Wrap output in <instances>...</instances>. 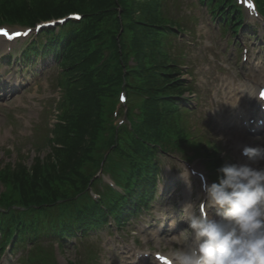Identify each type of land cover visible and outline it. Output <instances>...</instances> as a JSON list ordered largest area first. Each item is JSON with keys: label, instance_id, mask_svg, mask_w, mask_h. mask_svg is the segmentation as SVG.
<instances>
[{"label": "trees", "instance_id": "trees-1", "mask_svg": "<svg viewBox=\"0 0 264 264\" xmlns=\"http://www.w3.org/2000/svg\"><path fill=\"white\" fill-rule=\"evenodd\" d=\"M158 1L0 2V21L34 23L71 11L83 14L82 20L70 21V29L51 38L50 47H45L55 53L68 82L63 99L67 108L48 138L53 145L45 161L36 157L30 169L18 162L12 167L6 164L0 170V182L8 185L10 194L14 191L15 200L26 207L25 211L12 209L13 201L1 194L6 206L0 211V240L8 237L18 248L27 239L57 236L63 246L78 232L84 235L90 228L104 226L111 218L118 224L125 223L129 215L147 207L153 198L159 146L166 151V144L176 142L182 133L173 118L184 102L178 95L187 89L184 79L171 77L179 70L167 58L172 53L162 48L170 50L175 45L172 36L180 28L174 29L175 23L156 11ZM206 1L218 6L223 3V0ZM258 2L264 9V0ZM104 24L114 30L103 27ZM131 56L135 65L130 74L141 79L136 81L143 96L140 119L132 131L126 134L116 131L107 140L109 171L122 182L126 192L108 187L109 192L94 199L90 190L100 191L94 171L104 160L102 154L93 156L103 148L98 139L106 127L104 98L107 101L111 97L113 83L121 78L124 67L129 70ZM51 258L32 250L27 259L33 264H58ZM68 261L83 264L80 260Z\"/></svg>", "mask_w": 264, "mask_h": 264}, {"label": "rangeland", "instance_id": "rangeland-1", "mask_svg": "<svg viewBox=\"0 0 264 264\" xmlns=\"http://www.w3.org/2000/svg\"><path fill=\"white\" fill-rule=\"evenodd\" d=\"M156 11L183 28V32L177 34L178 45L170 50L162 47L166 53H172L170 58L167 55L166 57L174 61L177 71H181L174 73L171 77L183 78L182 82L186 83L188 88L183 93L185 103L180 105L178 113L173 118L175 127L182 130L178 142L189 146L197 153H202L206 159L207 155L209 158L215 157V154L210 153L208 149L215 146L218 156L222 155L224 164L241 162L239 149H234L233 129L229 126L230 121L227 119L230 108L233 107L230 103L235 101L228 91L229 86L244 87L243 84H248L245 76H258L264 73V51L259 45L255 49L250 43L252 40L254 43L260 40L246 34L248 44L251 45L252 59L249 64H247L248 60L243 62L244 65L247 64V68L243 71L244 65L240 64V56L238 57L233 50L234 43L226 46L223 42L224 40L227 42V39L231 42L232 38L227 34L223 36L219 32L215 33L217 27L212 24L210 14L202 2L159 0ZM8 26L18 27V25ZM103 27L108 26L104 24ZM257 29L264 35L263 25H258ZM56 30L57 33L60 31L59 28ZM158 35L160 37L159 33ZM42 37L46 39L47 35L40 38ZM23 44L24 42H21L11 47L16 48L13 60L11 57V64L5 60L0 62V71L5 73L8 83L20 84L22 90L20 93L17 90L16 95H10L0 101V170L6 164L12 167L18 162L24 163L30 169L36 157L45 161L44 158L53 145L48 138L52 137L55 124L67 108L63 99L68 82L58 65L59 61L57 62L56 57L51 54L44 59L39 57V61L35 64L32 62L22 64L24 62L22 52L25 48L22 47ZM1 46L6 48L3 42ZM2 50L0 48V58ZM146 61L149 63V58ZM181 63V67L178 66ZM130 64L132 65L133 62L130 61ZM136 81L141 82V79L135 77L132 83ZM137 86L134 85L132 88ZM240 95L242 94H239V99ZM127 97V103L132 104L134 110L129 105V110L123 111L129 126H118L120 134H126L125 131H129L130 124L136 118L133 112L140 114L139 104L143 100V96L138 93L129 92ZM104 99L106 103V98ZM118 106V99L113 97L108 104L112 119H115L117 115ZM121 108L123 109L124 106ZM104 116L108 118L106 112ZM105 130L109 132L107 140L111 139L114 130L108 120H106ZM174 131H172V137L176 136ZM257 133L246 136L248 140L255 141V146L264 143V129ZM243 135L246 134L243 133ZM107 140L101 142L98 139L103 149L93 154L95 158L106 153ZM168 151L158 154L162 172L158 178L156 195L151 200L147 211H140L138 215L130 217L122 227L113 224L106 225L97 232L89 230L85 237L67 241V246L58 248L54 238L30 241V250H23L21 263L33 264L31 260L27 262V256L31 250L47 259L52 256L50 260H55L58 264H69L68 260L81 259L82 255H90L97 250L99 258L96 264H159L154 257L155 251L169 253L181 245L187 246L194 243L184 223L185 217L181 206L186 201H192L197 205L198 201L205 199L199 178L191 174L193 168L205 172L202 167V158L196 157L187 163L183 161L184 155L179 151L173 149ZM212 167L219 168V165H209L207 168L211 170ZM181 173L186 178L189 176L190 187ZM217 175V172L211 170V177L214 180L217 179ZM105 179L110 181L108 176ZM171 181L173 183L176 181L180 187ZM165 184H168L167 188ZM1 194H5L8 201L17 202L16 193L13 191L10 194L9 186L2 182H0V196ZM35 243H38L37 246ZM144 254L149 256L146 257ZM137 261L139 262L136 263ZM0 264L20 263L14 254L3 257Z\"/></svg>", "mask_w": 264, "mask_h": 264}, {"label": "clouds", "instance_id": "clouds-1", "mask_svg": "<svg viewBox=\"0 0 264 264\" xmlns=\"http://www.w3.org/2000/svg\"><path fill=\"white\" fill-rule=\"evenodd\" d=\"M241 155L247 162L225 163L203 184L198 206H181L194 243L161 255L162 264H264V143L244 145Z\"/></svg>", "mask_w": 264, "mask_h": 264}, {"label": "snow or ice", "instance_id": "snow-or-ice-1", "mask_svg": "<svg viewBox=\"0 0 264 264\" xmlns=\"http://www.w3.org/2000/svg\"><path fill=\"white\" fill-rule=\"evenodd\" d=\"M247 7L249 9H252L254 8V5L251 4V3H247ZM31 30H28V31H24V32H20V31H9L8 29L6 28H0V37H4L6 40L8 41H12L14 40L16 37H19V36H27L29 34ZM260 96L261 97H264V91H261L260 92ZM157 259L160 260V261H164L165 258L161 255H158L157 256Z\"/></svg>", "mask_w": 264, "mask_h": 264}, {"label": "bare ground", "instance_id": "bare-ground-1", "mask_svg": "<svg viewBox=\"0 0 264 264\" xmlns=\"http://www.w3.org/2000/svg\"><path fill=\"white\" fill-rule=\"evenodd\" d=\"M252 95H253V94H252ZM257 102H259V98H257V97L255 98V97H254V102H253V104L255 105ZM242 113H243V112H242ZM229 115H230V113H229ZM228 118H229V117H227V119H228ZM241 142H242L241 140H236V141H235V144H236V145H240Z\"/></svg>", "mask_w": 264, "mask_h": 264}]
</instances>
